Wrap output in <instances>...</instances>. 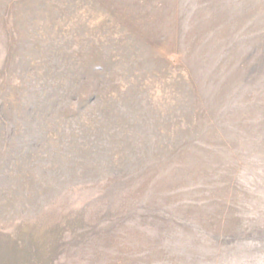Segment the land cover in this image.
Segmentation results:
<instances>
[{
    "label": "rangeland",
    "instance_id": "1",
    "mask_svg": "<svg viewBox=\"0 0 264 264\" xmlns=\"http://www.w3.org/2000/svg\"><path fill=\"white\" fill-rule=\"evenodd\" d=\"M0 264H264V0H0Z\"/></svg>",
    "mask_w": 264,
    "mask_h": 264
}]
</instances>
